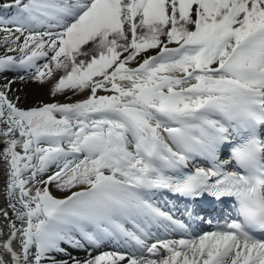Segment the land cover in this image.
Returning <instances> with one entry per match:
<instances>
[{"label": "snow or ice", "instance_id": "1", "mask_svg": "<svg viewBox=\"0 0 264 264\" xmlns=\"http://www.w3.org/2000/svg\"><path fill=\"white\" fill-rule=\"evenodd\" d=\"M0 165V264H264V0H0Z\"/></svg>", "mask_w": 264, "mask_h": 264}, {"label": "bare ground", "instance_id": "2", "mask_svg": "<svg viewBox=\"0 0 264 264\" xmlns=\"http://www.w3.org/2000/svg\"><path fill=\"white\" fill-rule=\"evenodd\" d=\"M14 87L20 89V94L22 96L26 97V104H30L32 101H34L37 96L41 98L46 97V89L40 88L38 85L33 84V83H28V84H22V83H17L14 85ZM2 165H0V171H2ZM2 188H3V181L0 179V206L3 205V195H2ZM0 221H2V218H0Z\"/></svg>", "mask_w": 264, "mask_h": 264}, {"label": "rangeland", "instance_id": "3", "mask_svg": "<svg viewBox=\"0 0 264 264\" xmlns=\"http://www.w3.org/2000/svg\"><path fill=\"white\" fill-rule=\"evenodd\" d=\"M48 97H47V89H46V97L44 98V99H47Z\"/></svg>", "mask_w": 264, "mask_h": 264}]
</instances>
